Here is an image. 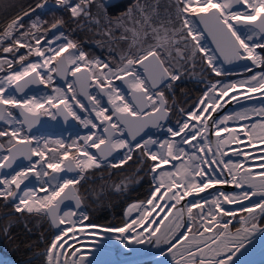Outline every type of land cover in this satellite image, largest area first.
Returning <instances> with one entry per match:
<instances>
[{
	"label": "snow or ice",
	"instance_id": "6c2138e0",
	"mask_svg": "<svg viewBox=\"0 0 264 264\" xmlns=\"http://www.w3.org/2000/svg\"><path fill=\"white\" fill-rule=\"evenodd\" d=\"M108 7L109 0H53L51 5L49 0H38L34 8L0 28V52L12 54L11 59H0V73H4L0 75V121L8 125L0 129V138H6L0 140V201L12 209L4 213L8 223L3 231L10 235L13 217L47 220L59 232L43 254L45 264H90L81 248L69 252L65 248L68 241L63 239L73 232L75 240L77 223L88 220L87 212L82 210L85 198L77 186L87 181L89 169L120 168L133 161L136 173L146 171L152 178L150 198L129 206L128 215L135 211L136 218L123 226L100 230L119 233L116 239L122 244L147 240L157 246L168 245L174 264H236L234 257L245 248V242L257 234L264 236V172L254 173L247 166L249 159L256 158L248 152L233 149V155L244 159L225 160V149L233 143L242 144L241 136L250 145L264 144V104L220 119L212 114L223 107L225 97L229 98L227 102L237 100L230 92L245 99H254L250 95L253 93L264 97V0H165L163 4L161 0H135L118 17H111ZM45 8L66 11L68 19L60 16L49 25L37 16L25 28L24 17ZM69 22L77 29H94L101 37L98 43L116 55L106 60L89 58L79 42L62 30ZM50 30H57L52 37H48ZM206 37H211L214 49L207 46ZM121 42L126 47L121 49ZM20 49L27 51L17 56ZM220 58L228 64L250 61L252 67L246 66L244 72L252 75L223 84L209 81L197 101L199 107L179 108L182 119L173 128L168 121L175 106L176 82L198 64L201 71L206 68L215 76H227L218 63ZM254 67L262 70L255 72ZM54 74L61 78L70 74L74 80L61 88L54 85ZM116 81L126 85L127 91ZM31 85L52 87V92L28 95L25 90ZM92 88L98 91L90 92ZM239 89L246 91L239 93ZM167 93L173 96L171 104ZM146 108L149 111L145 113ZM77 109L86 115L81 116ZM57 115L65 120L71 117L89 129L80 138L82 144L73 141L65 147L56 140L51 143L58 147H50L47 140L42 145L38 140L33 143L36 138L26 134L25 126L30 131L41 116L56 119ZM253 116L260 119L241 126L239 131L227 126L230 120L246 121ZM149 128L166 131L168 137L155 138L148 134ZM222 132L228 136L222 138ZM212 135L217 138L215 148ZM73 148L74 152L70 151ZM118 150H124L119 159L109 161ZM182 158L180 165H172L175 171L162 170ZM21 160L28 163L18 164ZM260 167L264 168V163ZM73 171L74 177L60 175ZM31 178L40 183L39 191L46 195L39 197L35 190L21 188ZM139 179L142 177H125L113 184L112 190L125 192ZM216 185H232L240 191H218L215 198L193 200L177 208L186 197L198 196ZM253 197L259 199L252 203ZM65 201H74V208L64 210L61 205ZM245 201L249 203L245 205ZM224 204L240 207L228 209ZM157 209L167 210L160 220L168 221L163 230L151 227L157 223L150 219ZM238 215L240 226L232 231V220L224 217L235 220ZM185 216L190 223L177 245L173 241L184 227ZM65 224L71 227H60Z\"/></svg>",
	"mask_w": 264,
	"mask_h": 264
},
{
	"label": "bare ground",
	"instance_id": "6f19581e",
	"mask_svg": "<svg viewBox=\"0 0 264 264\" xmlns=\"http://www.w3.org/2000/svg\"><path fill=\"white\" fill-rule=\"evenodd\" d=\"M50 4H51V2L49 3V5ZM112 8H115V7L114 6L108 7V10H113ZM17 15H19V12L15 13V11L14 12L12 11L11 13H9L7 15L2 16L3 18H2L1 21H3V22L0 23V28H2L7 22H9L12 18L16 17ZM61 42H63V41H56V43H61ZM206 44L211 49L215 48V45L213 44L211 37H206ZM53 46H55V45H53ZM70 51H72V50H70ZM257 51L258 52H262L260 49H257ZM65 55H68V54L66 53ZM216 55L219 56V53H216ZM9 59H11V58L9 57ZM30 59L36 60V59H39V58L31 57ZM101 60H103V59H101ZM218 63L222 64L223 68L228 73V75L227 76H219L218 77V76H215V74L211 73V76L210 75L209 76H210V79H211L210 81H212V82L221 81L222 84L223 83H230L232 81L243 79L245 75H249V76L252 75V72H248L246 74L244 72V69H245L246 66L252 67L250 61L241 60V61H234V62L228 64V63H223V59L220 58ZM253 70L255 72H260L262 69L254 67ZM3 74L4 73H0V75H3ZM73 78L74 77H72L69 74L67 76L66 81L63 84H61V85L57 82V78H56V81L54 80V85L63 88V87H65L67 82H70V81L74 80ZM115 83L120 85L119 81H116ZM208 83H209V81H208ZM39 86H40L41 89L36 91L35 93L30 94V95L40 96L41 94L51 93L52 92V87L51 88L50 87H45L44 85H39ZM219 87H220V85H218V89H219ZM121 88H122V90H124L122 86H121ZM206 89L202 93H200L198 95V100L202 97V94L206 91ZM89 91L90 92H96V89L92 88ZM245 91H246V89H239L238 90L239 93H244ZM229 95L230 96L236 95L237 96V100H232L231 102H227L229 100V98L225 97L224 100L221 101V104L223 105V107L218 109L215 113L212 114L213 118L215 117L214 119H220V118H222L225 115L234 114V113L242 111L243 109H246V108H252V107H257L258 108L260 105L264 104V97H262L259 93L250 94V95L255 97L254 99H245L244 95H238L237 92H235V91L234 92H230ZM242 100H245V101L243 103H241L242 105L239 107V109L237 111H235L234 105L237 104L238 102L242 101ZM197 107H199V105L196 102V104L194 105L192 110H195ZM77 110H78V114H80L81 116L86 115L85 113L80 112L79 109H77ZM13 111H14V109H13ZM205 115H207V113ZM259 119H260L259 117L253 116L250 120H246V121L230 120V121L227 122V126L229 127V129H235L236 131H239L241 126H243V125L250 126L252 123L257 122ZM45 120L48 123L49 129L44 134L31 136V137H35L36 138V140L33 141L34 144L38 140L41 143V145H42L45 140L50 141L48 139H45V137L51 136V137L57 138V140L62 141L64 143L65 147H68L69 145L73 144V141H77L79 143V141L81 140L80 138L83 137L84 135H86L88 133V131H89V129H85L81 123L79 125V122L77 121V123H76V121L74 120L76 125L78 124L76 131L71 132V133L54 134V132H53V122H54L55 119H52L51 116H46ZM2 123L3 124H1V125L5 124V122H2ZM192 123H195V121H193ZM221 127H223V126H221ZM95 131H99V130H95ZM259 131L260 130L257 129V132H259ZM150 135L155 137V138H158V139H164V138L168 137V134H167L166 131H160V130H155ZM221 136H222V138L227 137L228 133L222 132ZM125 138H126V136H125ZM176 139H179V137H177ZM241 140L243 142L242 144L238 145V144L233 143V144H230L225 149V151L228 152L227 159H225V160H228V159H231L233 161L243 160L244 157H242V156L241 157H237V156L233 155V152H232L233 149L244 151V152H248L250 154V156H253V157H256V158L255 159H249L248 163H247V166H250L251 169H256V170H252L254 173L258 174V173L264 172V168L259 169V168H261L260 165L262 163H264V160L261 159V157H264V151H260V149H264V144L255 143V144H251L250 145L248 140L245 137H243V136H241ZM55 141H56V139H55ZM50 147H58V145L54 144L53 146L50 145ZM185 147H187V146H185ZM70 151L74 152V148L71 149ZM90 151L92 153H94L93 149H90ZM123 151L124 150H118L116 152V156L114 158L116 160H118L120 155L123 153ZM35 159H37V157H35L34 160ZM183 159L184 158H182L181 160L172 161L170 164L163 166L162 170H164V171H175V169L172 167V165L173 164L180 165L182 163ZM89 170H92V169H89ZM60 175L61 176H67V177H74V176H76V172L75 171H73V172H62V173H60ZM32 182H33L32 185H28V181H27L25 183V185L21 186V188L22 189H24L25 187L31 188V189L36 191V194L39 197H43L44 195H46V193L39 191L40 183L35 178H33ZM152 188H153V181H152V178H151V190H150L149 194L146 196V199L145 200H141V201H146L147 199L150 198V195H151V192H152ZM218 191H223L225 193H235V192H227V191H225V189L221 188V189L215 191V193H212L211 195L207 196L206 198H208L209 200L212 199V198H215V194ZM239 191H240V189H237L236 192H239ZM220 199L222 200L223 198L221 197ZM258 199L259 198L257 197V200ZM133 202H138V201H133ZM133 202H130L129 204H127L123 208V211H122V223L121 224L107 225V224H101V223L100 224L99 223H88V220H85L82 223H77L76 229H75V237L76 236L82 237L83 234L87 233V234H92V235L100 236V237L107 238V239L116 238L118 236L117 235L118 233L103 232L100 229L103 228V227H120V226H123L125 222L136 218L137 215H138L137 212L134 211V212L131 213V215H128V212H127L129 206ZM255 202L256 201H254L252 203H255ZM248 203H249L248 201L244 202L245 205H247ZM224 205H234L235 207L234 208H230V209H237V210L240 207V205H236V204H224ZM73 219L74 220H78L79 218L78 217H73ZM227 220H233V219L231 217H229ZM188 223H190V221H188L187 216H185L184 217V227H182L183 228V233L181 235V238L179 240H177L176 242H174V243H177V245H179V242L183 241V234H185L186 231H187ZM88 224H90V226H88ZM93 225H96L97 227H93ZM64 226H65V228L71 227L70 224H65ZM68 234H69V237L71 238V240L73 241V243H76V241L72 239L74 233L73 232H69ZM126 235H130V234H126ZM188 235H189V237H191V234L188 233ZM259 236L260 235L257 234L256 237H253L251 241H246L245 242V247H247L253 241V239L258 238ZM79 241H81L82 244H77L76 243L77 245L76 244H74V245L76 247L81 248V250L82 249L84 250L83 255H86L88 257L89 261H91V260L95 259L96 257L100 256L99 254H101V252H102V254L104 253L107 256H109V252H110L111 253V258H110L109 264H117L116 261H115L116 258H115V254L114 253L117 252L118 254L125 256V254L123 253V249H129L130 250L131 245H132V243H128L126 241L124 244L121 243V246L118 248V250L114 249L113 251H110V247H109V249H107L106 247H104L102 245L100 246V245H97V244H93V239H90V238H81V239H79ZM96 241H98V240H96ZM99 242H102V244L106 243L107 245H111L110 241H101L100 240ZM244 250H245V248H244ZM241 253H244L243 249H241ZM239 254L237 253V256ZM148 263L149 264H174V261L172 259V255L169 253V251L167 249L162 256H160L158 258H154V259H152V261H149ZM0 264H15V263L13 261H11L10 259H6V258L2 257V255L0 254Z\"/></svg>",
	"mask_w": 264,
	"mask_h": 264
},
{
	"label": "trees",
	"instance_id": "16d2710c",
	"mask_svg": "<svg viewBox=\"0 0 264 264\" xmlns=\"http://www.w3.org/2000/svg\"><path fill=\"white\" fill-rule=\"evenodd\" d=\"M30 2L31 0H0V16L1 14L5 16L17 6ZM136 167L137 165L132 161L125 167L112 170L111 173L105 170L95 172L92 176L93 180H87L82 185V193L85 194L88 191L86 203L90 221L107 225L121 224L123 208L132 201L146 198L149 191L147 189L150 187L149 177L146 171L136 173ZM133 172L136 173L135 175L139 174L142 179L134 182L135 184H129L125 192L116 193L108 189L103 195L101 194L102 183L104 187H107L109 182L117 181L122 177L135 178ZM101 175L103 180H100L102 177L99 178ZM95 194L101 195L93 197ZM11 210V207H8L4 213L11 212ZM4 213L0 214V251L17 264H43L41 253L47 248L52 236L48 223L37 217H13L10 235H6L3 228L8 222L4 218Z\"/></svg>",
	"mask_w": 264,
	"mask_h": 264
},
{
	"label": "rangeland",
	"instance_id": "374dc122",
	"mask_svg": "<svg viewBox=\"0 0 264 264\" xmlns=\"http://www.w3.org/2000/svg\"><path fill=\"white\" fill-rule=\"evenodd\" d=\"M37 2H38V0H31V2L26 4V5L23 4V5L17 6L16 9L13 10V12L14 11H15V13L19 12V15H23L24 11H28L31 8H34ZM50 2L52 4L53 0H49V3ZM134 2H135V0H125L124 2H122L119 5L115 6V8H112L113 10H108L109 15L111 17L120 16L122 13L126 12L127 9ZM161 2L163 4L165 2V0H161ZM37 16H39L41 20L48 21L49 25H50V23L52 21H54V19H56V18H58L60 16H63L66 20L68 19V13L66 11H63V10L53 9L52 11H49L48 8H45L43 10L37 9L36 12H33L30 16H25L24 17L23 22H24L25 28H27L29 26L30 21L35 20L37 18ZM2 18L3 17H2V14H1L0 23L3 22V21H1ZM46 27H47V25H46ZM73 29H75V30H73ZM62 30L66 34L70 35V38H72L75 41L79 42V44L82 46L83 50L88 54L89 58H101L103 60H106L110 55L111 56H115L116 55V52H111L110 53L107 46H101V44L98 43L99 41H101V37H100V35L96 34L94 29L93 30L77 29L74 24L69 22L68 26L65 27ZM119 34H120V30H117L116 31V35L118 36ZM53 35H55V34H53ZM53 35H51L50 31L48 32V37H51ZM124 47H126V43L121 42L120 48L122 49ZM26 51H27L26 49H20V51L18 53H16V55L18 56L21 53H25ZM262 53L264 54V52H262ZM5 57L12 58V54L11 53L0 52V58L2 59V58H5ZM14 66L18 67V65H14ZM209 75L211 76L210 70H207L205 68L204 71H201V66L198 64L197 67L194 70L187 72L182 77L181 80L176 82V85H175V88H174L175 106H174L173 111L171 113V117H170V119L168 121L169 125H171V126H173L175 128L176 127V121L178 119H182V117H181V115H180V113L178 111L179 108H184L185 110H192V108L194 107V105L196 104V102L198 100V95L200 93H202L207 88L208 81L211 80ZM54 77H55V75H54ZM54 80L56 81V77L54 78ZM97 91L98 90H96V92ZM196 92H198V93L195 94ZM167 95L169 96V102L171 104L172 101H173V96H172L171 93H167ZM244 101L245 100H242V101L238 102L237 104L240 105ZM104 103L106 104V100L105 99H104ZM237 104L234 105L235 106V111H237L239 109V107L242 105L241 104L240 106H237ZM76 123H77V121H76ZM97 123H99V122L97 121ZM79 125H80V122H79ZM7 127H8V125L6 123L4 125H0V129H5ZM69 133H71V132H69ZM4 139H6V138H0V140H4ZM45 139L50 140L49 142H50V145H52V146L54 144H52L51 142L55 141V139L57 140V138H54V137H51V136H47V137H45ZM79 143L82 144V140H80ZM93 152H94V149H93ZM131 162L132 161H129L128 164L131 163ZM122 167H125V165H123ZM122 167H120V168H122ZM114 169H118V168L101 167L100 169H95L94 168L92 170H89L86 173V175L88 176L87 180L88 181L93 180L92 176H93V174L95 172H99V171L105 170L106 172L108 171L109 173H111V171L114 170ZM135 174L133 172V176L134 177L135 176H139L140 173L138 175H135ZM101 177H102V179H100V180H103V176L102 175L99 178H101ZM148 177H149L148 178L149 179L148 183H149L150 187H148L147 191L151 189V177H150V175H148ZM124 179H125V177H122V178H120L117 181L109 182L107 187H104L103 183H102V187H101L102 188L101 189L102 192H101V194L103 195L104 192H106L108 189H112V185L113 184L120 183ZM31 180L32 179H30V181H28V185H32L33 184V182ZM85 182L86 181H82L81 184L77 186L79 191H80V193H82L81 188H82V185ZM101 182H103V181H101ZM135 183H130V184H135ZM101 194H97V195H101ZM87 195H88V191H86V193L83 194L85 199H84V204L82 206V209H84L87 212L88 222L89 223H94V222L89 220L90 213H89V211L87 209V203H86ZM97 195L95 194V195H93V197H96ZM136 201H141V200H136ZM9 207H11V205H9ZM5 209L6 208L3 206V202L0 201V212L4 213ZM228 218L229 217H224L225 220H227ZM238 219H239V215L237 216V219L232 220V223L230 224V228L232 229V231H235V229L240 226L239 223L237 222ZM45 221L48 223L49 228H51L49 222L47 220H45ZM189 234H191V233H189ZM44 251L41 253V257L43 258V263H44V255H43ZM0 254L2 255V257L6 258V259H10L8 256L4 255V253L2 251H0Z\"/></svg>",
	"mask_w": 264,
	"mask_h": 264
},
{
	"label": "water",
	"instance_id": "95a60500",
	"mask_svg": "<svg viewBox=\"0 0 264 264\" xmlns=\"http://www.w3.org/2000/svg\"><path fill=\"white\" fill-rule=\"evenodd\" d=\"M123 1H125V0H109V7L115 6V5H117ZM56 31L57 30H51L50 31L51 35L55 34ZM56 78H57V82L60 85L63 84L67 79V77L61 78L59 76H56ZM119 84L123 87V89L125 91H127L126 85H123L120 81H119ZM40 89L41 88L39 85H31L25 91L28 95H30V94L35 93L36 91H38ZM18 95H20V94H18ZM81 99H83V98L81 97ZM104 99L106 100V97ZM240 105L237 104V106H240ZM108 106L110 107V105H108ZM234 108H235V106H234ZM14 111L17 112V115H18V110L14 109ZM144 111L146 113L149 111V109L146 108ZM2 122L3 121H0V125L3 124ZM48 129H49L48 123L45 120L44 116L40 117L39 123L33 125V127L31 128L30 131L27 130V128L25 126V132L29 136L44 134L48 131ZM76 130H77V125H76L74 119L71 117H69L67 120H65L63 116L57 115L56 119L53 122L54 134L69 133V132H74ZM155 130L156 129L149 128L147 130V132L150 135ZM125 136L127 138V133H125ZM137 139H139V137ZM211 141H212V147L215 148L216 137L212 135ZM94 153H96V150H94ZM115 156H116V152L113 153L112 157L108 158L109 161H111ZM34 158L35 157H33V159ZM224 159H227V156H225ZM27 163H28L27 161H23V160L18 161V164H20V165H26ZM247 163H248V161L246 162V164ZM259 169H262V168H259ZM251 170H256V169H251ZM32 181H33V178H32ZM221 188L225 189V191H227V192H236L237 191V188H235L232 185H216V187L207 189V190H205V192L200 193L198 196L194 194L193 196L186 197L181 202V205L177 206V208L185 206L193 200H201L203 198H206L207 196L211 195L212 193H215V191H217ZM162 191H163V189H162ZM256 200H257V197H254L252 199V202H254ZM161 203H163V202H161ZM223 206L225 208H228V209L235 207L234 205H223ZM61 207L64 210L72 209V208H74V201H65V203L63 205H61ZM82 210H84V209H82ZM166 211L167 210H165V212ZM165 212H161L159 209H157L153 213V216L150 217V219H155L157 221V223L151 225L152 228L160 227L163 230L168 226V221H164L163 223H160V220L165 215ZM88 226H90V224H88ZM93 226L97 227L96 225H93ZM50 227H51L53 234H52L51 240L49 242V245H50L54 235H56L59 232V229H54L51 225H50ZM60 227L65 228L64 225H61ZM182 233H183V228H180L178 230L176 238L173 242H176L177 240H179L181 238ZM117 235L119 236L120 234L118 233ZM81 238L93 239V244H97L100 246L102 245V246L106 247L107 249H109V247H110V251H113L114 249L118 250V248L121 246L119 239H116V238L107 239V238H103L100 236L87 234V233L83 234L82 237L76 236L75 241L77 244H82V242L79 241V239H81ZM63 239L68 241V243L65 245V248L69 252L71 250H73L74 247H76L74 245L76 243H73V241L69 237V234L67 236L63 237ZM96 240H98V241H96ZM100 240L101 241H110L111 245H107L106 243L102 244V242H99ZM49 245H48V247H49ZM167 249H168V245L161 244L160 246H157L154 242L149 243V242H147V240L142 244L132 243L130 250L129 249H123V253L125 254V256L120 255L117 252L114 253L115 258H116L115 261L117 264H143L145 262L152 261V259H154V258H158V257L162 256ZM243 252L244 253H241V252H240V254L238 253L239 255L234 257V259H236V264H264V236L260 235L258 238L253 239V241L247 247H245V250L243 249ZM81 253L82 254L84 253L83 249L81 250ZM99 255L100 256L91 260L90 264H109L110 258H111L110 252H109V256L105 255L104 253L102 254V252ZM15 264H17V263H15ZM43 264H45V256H44V263Z\"/></svg>",
	"mask_w": 264,
	"mask_h": 264
}]
</instances>
